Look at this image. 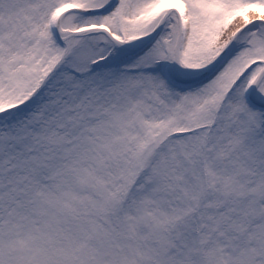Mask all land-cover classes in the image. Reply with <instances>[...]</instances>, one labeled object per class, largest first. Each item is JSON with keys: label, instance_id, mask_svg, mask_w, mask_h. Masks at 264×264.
<instances>
[{"label": "snow or ice", "instance_id": "obj_1", "mask_svg": "<svg viewBox=\"0 0 264 264\" xmlns=\"http://www.w3.org/2000/svg\"><path fill=\"white\" fill-rule=\"evenodd\" d=\"M0 264H264V0H0Z\"/></svg>", "mask_w": 264, "mask_h": 264}]
</instances>
